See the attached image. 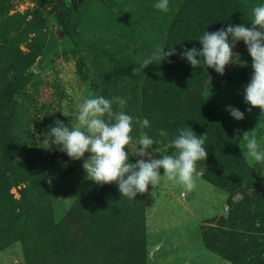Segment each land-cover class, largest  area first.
<instances>
[{
	"label": "rangeland",
	"instance_id": "1",
	"mask_svg": "<svg viewBox=\"0 0 264 264\" xmlns=\"http://www.w3.org/2000/svg\"><path fill=\"white\" fill-rule=\"evenodd\" d=\"M88 1L82 11L81 0H0V37L7 42L19 37L20 33L22 37L27 34L31 38L30 31L36 26H41L46 37L44 48L29 68L32 76L24 93L17 98V118L11 127L12 137L19 148L29 149L30 154H41L44 168L43 174L37 177V184L45 194L46 205L39 206L41 217L34 219L33 223H38L37 228L47 227L45 230L58 226L55 245L59 250L63 249L61 253L75 248L72 240L74 228L70 225L64 227V223L76 224L70 214L71 206L91 180L86 178L83 159L71 160L54 145L48 148L43 142V133L57 119L68 124L86 96H119L127 101L123 110L134 118L133 139L128 151L135 162L140 159L134 155L138 139L144 132L135 123V118L141 119L143 88L149 87L153 73L147 74L151 68L135 73L134 69L151 55L155 47H166L168 39H173L176 33L173 27L177 14L171 3L165 13L153 7L156 0H85V3ZM236 1L247 16L244 25L251 27L252 8L264 4V0ZM12 15L15 16L10 18ZM66 19L72 22L73 33L78 32L80 45L113 48L119 53L117 75L111 76L106 57L86 49L78 50L68 38ZM199 21H204L206 26L205 17H199ZM185 31L191 36V27ZM204 31L201 28L195 36H201ZM29 41L20 42L19 49L26 52ZM4 45L7 50L12 48L9 42ZM200 45L199 41L189 38L187 48H200ZM233 51L240 54L241 62L227 65L223 75L211 68L202 79L207 68L201 65L194 70V81H201L200 98L213 117L214 128L230 138L245 163L237 174L241 182L228 175L227 183L221 187L203 174L195 177L196 187L186 197L181 196L182 186L165 177L155 187L154 196L153 187L149 185L148 191L143 193L145 264H234L217 250L228 233H237L244 241L248 239L247 235L256 234L253 230L258 227L257 235H264V219L259 217L264 215V205L261 204L264 202V162L245 159L244 142L236 139L237 129L240 135L255 129L258 144L264 149V117H261L259 108L248 112L250 105L243 98L244 86L252 73L247 46L239 41ZM5 59L6 54L0 61ZM120 80L127 81V88L118 92ZM228 105L244 112L245 118L239 121L232 118L226 111ZM219 124L221 127H215ZM149 151L153 158L159 159L161 154L171 153L173 149L170 152L167 146L161 145L158 148L152 146ZM21 153L16 151L14 159L22 157ZM89 155L85 153L84 159ZM212 158L215 157L207 156L206 161L199 162L198 167L204 173ZM159 172L164 174L162 168ZM20 185L24 186V182H19ZM19 186L9 188L16 201L20 199ZM14 207V217L8 213L12 220L5 218L12 224H21L26 219L24 203H16ZM18 214L22 217H16ZM2 235L0 225V264H26L27 260L36 264L31 255L25 257L19 240L13 241L7 233ZM108 258L111 263H121L117 257Z\"/></svg>",
	"mask_w": 264,
	"mask_h": 264
},
{
	"label": "trees",
	"instance_id": "2",
	"mask_svg": "<svg viewBox=\"0 0 264 264\" xmlns=\"http://www.w3.org/2000/svg\"><path fill=\"white\" fill-rule=\"evenodd\" d=\"M88 3L89 1L85 3V0H81L83 6L80 9L83 11ZM169 3L175 7L177 14L174 21L176 28L172 26L176 33L173 39H168L165 51H168L167 47H174L177 54L168 58L171 63L166 60L147 67L151 68L147 74L149 76L153 73V79L149 82V87L143 88L141 120L147 118L150 126L142 128V131L157 141L156 145H153L154 148L167 146L177 130L185 126H190L198 136L207 133L206 150L208 156L215 158L209 161V168L204 177L221 187L227 183L228 175L233 176L236 182H241L240 175L237 174L245 167V163L230 138L214 128L213 117L200 98L201 81H194L195 69L186 59H182L179 53L187 48L189 38L198 40L195 33L201 28L215 32L221 28L226 29L229 23L246 25L247 16L244 10L238 7L236 0H169ZM201 16L205 17L206 26L204 21H199ZM79 22L78 17V24ZM71 27L72 22L66 19L68 38L78 50L86 49L106 57L110 64L111 76L117 75L119 53L113 48L80 45L78 32L73 33ZM187 27H191V36L185 31ZM30 32L33 34L31 38L27 37V34L22 37L20 33L19 37L8 41L12 47L9 50L4 45L8 42L4 37H0V59L6 54V59L0 61L1 237L7 233L13 241L19 240L23 244L25 257L31 255L36 264H114L108 257H117L121 259L122 264H145L143 194H137L135 200H130L121 196L116 183L99 185L90 181L79 193L70 210L76 224L70 221L64 223V227L70 225L74 228L72 240L75 242V248H70L67 253H61L63 249L59 250L58 245H55L58 226L45 230L47 227L37 228L38 223H33L34 219L41 217V207L46 205L45 194L37 184V177L43 174L44 167L41 154H30L29 149L19 148L12 137L11 127L17 118V98L24 93L32 76L29 68L45 46L46 37L41 26L33 27ZM29 39L28 50L21 51L20 42ZM199 47L201 48V45ZM210 69L204 72L201 79ZM119 86L118 92L126 89L127 81L120 80ZM161 129L168 133L167 137L159 136ZM19 150L22 157L14 159L15 152ZM169 151L171 152L170 148ZM129 156V161L135 163L130 152ZM217 168L220 171H217ZM19 182H24V186H19ZM11 185L19 186L17 191L20 193V199L17 201L9 192ZM19 202L24 203L26 219L23 223L15 225L7 219L12 220L10 214L14 217V204ZM261 204L264 205V202ZM16 217L22 216L18 214ZM259 217L264 219L263 214ZM256 230L260 231L256 227L253 230L256 234L247 235L248 239L244 241L237 233H228L226 240L215 249L234 264H264V255H261L264 254V235H257ZM26 264H30L28 260Z\"/></svg>",
	"mask_w": 264,
	"mask_h": 264
},
{
	"label": "clouds",
	"instance_id": "3",
	"mask_svg": "<svg viewBox=\"0 0 264 264\" xmlns=\"http://www.w3.org/2000/svg\"><path fill=\"white\" fill-rule=\"evenodd\" d=\"M153 7L166 13L169 11V0H156ZM250 24L251 27L229 23L226 29L206 30L197 40L201 48H185L179 55L194 69L203 65L223 75L227 65L241 62L240 54L233 49L239 41H243L252 60L250 81L244 86V102L250 105L248 112L259 108L261 117H264V4L252 8ZM165 48L155 47L151 55L134 69V73L153 63L160 64L166 60L171 63L168 58L176 55V50L167 47L168 51H165ZM126 104L127 101L119 96H86L68 124L57 119L48 125L43 133V142L48 148L56 146L71 160L83 159L82 167L87 179L99 185L116 183L121 196L130 200H135L137 194L146 193L149 185L153 187L154 196V189L162 177L182 186L181 196L186 197L196 187L195 177L204 174L198 165L208 156L205 146L207 133L198 136L190 126L179 128L168 141L167 146L173 151L161 154L159 159L153 158V153L149 151L157 141L141 133L134 155L140 159L132 163L129 161L128 145L133 139L134 118L123 110ZM226 111L235 120L245 118L244 112L231 105L226 107ZM135 123L141 128L150 126L147 118H135ZM236 132V139L244 142V158L264 162V149L258 144L255 129L242 135L239 129ZM159 136L167 137L168 133L161 129ZM85 153H90L86 159ZM161 168L163 175L159 172Z\"/></svg>",
	"mask_w": 264,
	"mask_h": 264
}]
</instances>
